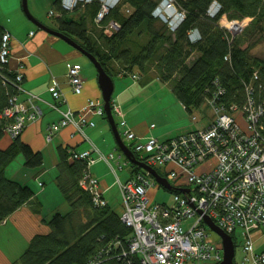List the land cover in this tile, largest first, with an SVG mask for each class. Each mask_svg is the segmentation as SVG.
<instances>
[{"label":"trees","instance_id":"1","mask_svg":"<svg viewBox=\"0 0 264 264\" xmlns=\"http://www.w3.org/2000/svg\"><path fill=\"white\" fill-rule=\"evenodd\" d=\"M157 1L124 0L129 13L121 11L123 3L113 8L101 23L102 26L109 20L119 23V29L108 35L103 27L94 24L90 28L88 24L87 18L91 22L98 10L97 3L75 9L83 8L76 20L62 9L59 0H54L52 16L56 28H51L95 56L110 77L154 71L158 80L171 85L173 95L188 113L211 99L218 89L222 90L216 100L219 104L245 106L246 87L251 88L253 101L261 103L264 59L253 56L251 51L264 42V0H175L176 6L185 11V18L174 32L151 16ZM213 1L220 10L209 17L207 10ZM221 18L229 21L249 18L250 22L231 37L228 30L219 26ZM189 30L198 32L197 40H188ZM4 33L0 27V41ZM16 73L0 62V224L26 204L36 214L42 211L40 203H34L31 187L6 174L18 156L23 160L21 167L35 170L43 164L41 152L22 142L20 134L7 145H1L5 129L12 122L2 113L11 106V97L19 95L14 81ZM101 117L106 120L105 114ZM72 151L75 152L67 147L56 148V186L69 210L55 212L48 219L42 216L48 233L31 237L27 247L10 264H91L93 261L128 264V259L137 264L136 258L122 256L127 254L131 229L120 221L121 208L117 212L107 203L101 207L94 205L92 195L78 185L87 170L85 161L72 159ZM129 165L131 175L139 170L134 164ZM157 173L163 176L160 171Z\"/></svg>","mask_w":264,"mask_h":264},{"label":"built area","instance_id":"2","mask_svg":"<svg viewBox=\"0 0 264 264\" xmlns=\"http://www.w3.org/2000/svg\"><path fill=\"white\" fill-rule=\"evenodd\" d=\"M123 1L59 0V5L71 12L85 4L98 3L94 23L110 35L119 29V23L115 20H109L103 26L101 23ZM208 8L209 17L220 10L215 1ZM151 11V16L170 32H174L185 18V11L176 6L175 0H158ZM125 12L129 13L128 8ZM237 28L239 33L243 29L240 26ZM229 34L234 36V33ZM188 39L197 40L198 32L189 30ZM10 40L7 32L1 36L0 62L4 64L9 61ZM66 68L70 90L73 94H80L84 81L79 66L71 64ZM22 76V72L17 71L14 81L21 84ZM131 76L138 79L134 74ZM256 77L255 71L253 79ZM50 90L54 101L50 106L59 112L60 118L48 125L46 132L49 137L68 125L84 135L82 128L94 125L88 116L104 114L102 100H89L76 113L69 108L61 111L58 108L65 101L55 80ZM23 92L28 103L15 97L10 99L11 106L2 113L12 120L5 129L11 139L19 136L28 124L41 116L39 108L31 102L36 95ZM246 92L248 99L245 106H226L216 103L217 97L222 94V90L218 89L211 99L206 100L213 117L204 128L162 141L154 137L145 141L136 140L134 132L127 129L121 109L112 104V115L119 119L117 130L121 128L126 140L130 141L127 147L137 155L138 161L157 172L158 168L161 169L163 176H160L176 191L165 204L151 203L148 190L162 187L147 171L139 168L121 182L116 178L120 194V221L131 229L127 254L122 253L123 257L130 255L136 258L137 264H219L223 255L221 243L217 245L208 240L204 218H209L232 239L236 230L241 231L240 264H264V250L256 252L251 238L253 230L264 231V99L256 104L250 87H246ZM99 153L91 145L85 151H72L71 158L84 160L88 169L96 160H103L115 173L109 163L114 155ZM207 162L210 164L200 169ZM122 166L117 162L119 170ZM98 183L94 176L84 173L78 185L92 195L95 206L101 207L107 201ZM183 225H186L185 228ZM128 260V264H134L131 259ZM91 264L98 263L93 261Z\"/></svg>","mask_w":264,"mask_h":264},{"label":"crops","instance_id":"3","mask_svg":"<svg viewBox=\"0 0 264 264\" xmlns=\"http://www.w3.org/2000/svg\"><path fill=\"white\" fill-rule=\"evenodd\" d=\"M20 2L21 0H0V27L4 29L5 32L10 34L11 39L9 47L10 52L8 58V68L11 70L22 72L23 76L21 80V86L24 91L36 95L32 98L31 102H33L41 112V116L38 119L34 120L32 123L28 124L27 127L23 130V132L20 134V140L31 146L33 150H38L39 152H41V154L43 155V163L45 162L46 156L44 155V153L46 150L47 154L50 156V170H56V164L58 161L56 148L58 146L71 148L74 149L75 152H77L88 150L92 144V146L96 150L99 149V151H101L97 142L98 137L99 135L105 134V130H109V125L104 124L101 116L89 115L88 119L92 121L94 125H87L82 128V132L84 133L87 141L83 138V135L75 131V128L71 125L59 129L51 137L48 136L46 132L48 125L54 123L60 118L59 112L51 109L50 107V105L54 103L50 90V86L53 80L57 82L58 88L62 93V98L65 101L58 108L61 111H65V109L69 108L71 111L76 113L78 112L77 110L85 106L89 100L101 101V91L100 88H98L97 78L91 77V69H94V67H92V64H90V62L74 47H70L62 39H59L58 37H55L51 34L49 35L40 28L38 29L37 27L32 25V22L27 17H25ZM49 14L50 16H52L54 14V11H50ZM23 16L26 19L24 20L25 29L24 33L20 34L18 32L16 22L17 19ZM33 17L37 21H40L42 24H44L46 27L56 28L53 24V21L50 25H46L36 16ZM28 20L31 23L28 24V22H26ZM31 32L32 34H30ZM71 64H77L81 69L80 75L81 78H83L84 82L80 94H73L72 90H70L69 81L66 75V67L67 65ZM133 74L136 75L135 72L132 73V75ZM142 76L144 77L140 78L139 76L138 79H134L132 77L133 82L127 86H119L118 83L116 87V83L113 81V93L116 92L117 88L118 90L114 94V97H112V93L111 102H113L115 106L121 109L123 117L126 120L127 129H130L134 132V134L136 135V140L141 141L144 139V137L150 136L151 134V137H154L160 141L173 138V136L176 135H172L171 137H164L163 134L155 136V134L152 133L154 124L153 127L150 128L152 123L149 126L146 125L143 121L137 122L135 124H128L127 115L133 110L131 106L134 103L136 96L139 94L138 90L143 89V87L145 86L149 87V85L154 84V82L149 83L148 81H142L143 78H145V75ZM139 81L142 83H138ZM17 97L20 101L24 100L25 102H27V95L23 91H21V93ZM98 117H100V120L98 119ZM45 138L46 141H44ZM9 142L10 138L6 135L2 139L1 145H7ZM97 163L98 160H96L93 165L95 166ZM20 164L21 163H19V166L17 165L16 167L15 165H9L6 174L8 175V177L24 185H28L27 179H23L25 178L26 174L32 179H36V177L40 178L41 174H43L44 176L47 172V168L44 169L43 164L41 165L42 167L40 169H29L30 171H28V168H22ZM128 172L129 173L123 179V181L131 176L130 169L128 170ZM91 174L98 180L100 189L102 190L103 195L106 196V193L109 192L110 185L105 184L102 174H98L96 170H93V173ZM116 177L118 178L119 182L122 181H120V178L118 176ZM37 184L39 186L43 185V183L40 182H38ZM154 190L155 188L152 191ZM33 191L35 193L34 203L38 201L41 205V198H38L40 195V191L37 188ZM107 204L109 205L108 202ZM6 224H9L10 228L17 231V237L19 239L20 236H22V239L24 238L25 244L22 246L23 242L20 243L18 238L14 237L16 242L18 241L19 247H23L24 249L25 247H27L29 239L31 237L38 233L45 234L49 231L48 227L42 220V211L36 214L28 204L18 208L15 212L10 214L0 225L3 226ZM252 233H254L253 241L255 251H263L264 249L259 250L258 248H255V243L257 242V239L262 237L264 233H261L260 230H253ZM4 259H6V254L0 248V260L3 261ZM11 261H9L8 259L5 262L0 263L10 264ZM239 262L240 259L238 261H234L233 257L232 264H240Z\"/></svg>","mask_w":264,"mask_h":264},{"label":"rangeland","instance_id":"4","mask_svg":"<svg viewBox=\"0 0 264 264\" xmlns=\"http://www.w3.org/2000/svg\"><path fill=\"white\" fill-rule=\"evenodd\" d=\"M53 1L54 0H27V6L29 12L33 16H36L38 19L42 20V22L45 23L46 25H50L51 22L54 20V16H50L49 14L50 11H54L52 7ZM120 8L122 12H125L127 6L124 3ZM82 12H83V8H81L78 11L73 10L70 14L73 15L76 20H78L79 15ZM23 18L24 16L20 17L19 19H17L16 22L18 32L20 34H23L25 29L24 20L26 19ZM89 20L90 19L87 18L90 28H93V25L95 24L94 20H92L91 22ZM26 22H28V24L31 23L29 22V20ZM249 22H250L249 18H245L242 21H237V20L229 21L226 18H221L219 22V26L224 29L228 27L226 30H228V32L231 34L234 33L235 36L236 32L237 34L239 33L237 30L238 29L237 26L243 28ZM251 52L253 56L255 55L261 59H264V42L257 44ZM85 58L89 61L87 57ZM91 74H92L91 76L92 78L96 77L95 68L91 69ZM135 74L137 77L139 76L140 78L144 77L140 73H135ZM131 75L127 74L125 76L123 75L112 76L113 81L116 83V87L118 83L119 86H127L131 84L133 82ZM142 81L144 82L148 81L149 83L154 82V84L149 85V87L145 86L143 87V89L138 90L139 94L136 96V99L134 100V103L131 106L133 110L131 111V113L127 115L128 124H135L137 122L143 121L145 122L146 125L149 126L152 123L154 124V129H152L153 130L152 133L155 134V136L163 134L164 137L165 136L171 137L172 135H177V134L179 135L182 134L183 132L204 128V126H206L211 121L213 115L211 108L207 104V101H203L201 106L193 108L191 113H188L186 112L184 107L181 106L176 96L173 95L171 90V85L158 80L157 75L155 74L154 71H150L148 72V74H145V78H143ZM138 83H142V82L139 81ZM116 92L113 93L112 97H114V94ZM112 104L114 103L111 102V107ZM98 119L100 120V117H98ZM102 120L105 125H108L107 120L105 119ZM113 120H115V123L117 124L119 119L113 116ZM105 131H106L105 134L99 135L98 137L97 142L101 151H99L98 149L97 152L98 153L100 152L106 156H108L109 153H112L114 155V158L110 159L109 163L115 170L116 176L120 178V181L121 180L123 181V179L129 173L128 170L131 169L130 165L127 162H125L127 161V159L125 158L123 153L119 151V149L117 148L116 141H114V137L110 129ZM118 131L120 133L121 140L125 143V145L129 146L130 141L126 140L123 134V130L119 128ZM151 135L144 137V139L141 141H145L148 137L150 138ZM7 136L11 139L9 135ZM83 138L86 139L84 135ZM44 141H46V138ZM44 155L46 157L43 166L44 169L47 168L46 174L44 176L43 174H41L40 175L41 177L40 178L36 177V179H32L26 174L25 178L23 179H27V184L29 185V187H31L32 190H35L37 188L40 191V195L38 198H41L42 216L48 219V217L51 216V214L54 213L55 211H60L63 213L69 210V207L66 205L65 200L61 196L58 187L55 184L57 177L56 176L57 170H50L51 167L50 156L47 154L46 150ZM93 155L96 156L94 153ZM117 162L123 165L121 170L117 168ZM19 163L21 164L23 163L21 156L15 158L11 163V165L13 166L15 165L16 167L17 165L19 166ZM209 164L210 162H207V164L201 166L200 169H205ZM25 169L27 168L25 167ZM89 169H91L90 170L91 173H93V170H96L98 174H102L105 184L110 185L109 192L106 193L105 199L109 203L111 209L118 212L121 205H120V194L118 192V183L116 179L117 177L115 176V173L112 172V169L108 166L107 163H105L103 160L100 161V159L95 166L91 165ZM30 170L28 169V171ZM157 170L161 172V169L158 168ZM38 182L43 183V185L39 186L37 184ZM152 190L153 189L148 191L151 203L155 202L158 204H165L166 202H169L170 198L173 196V193H170L165 189L163 190L162 188L155 189L154 191ZM185 226L186 225H183V228H185ZM206 233L208 234V238H209L208 240H210L214 244L220 245V239L214 232L206 229ZM261 233H264V231H262ZM234 236H235L234 261H238L242 257V253L240 252L241 245L243 243L241 231L236 230ZM14 237L18 238L17 231L10 228L9 224L3 226L0 225V248L6 254V259H4L3 261L0 260V262L3 263L8 259L9 261L15 260L24 250L23 247H19L18 241L16 242ZM251 238L252 239L254 238V233L251 234ZM18 240L20 241V243L23 242L22 246L25 244L24 238L22 239V236H20V239L18 238ZM255 248H258L259 250L264 249V234L262 235V237L257 239V242L255 243Z\"/></svg>","mask_w":264,"mask_h":264},{"label":"water","instance_id":"5","mask_svg":"<svg viewBox=\"0 0 264 264\" xmlns=\"http://www.w3.org/2000/svg\"><path fill=\"white\" fill-rule=\"evenodd\" d=\"M20 5L22 6V10L25 17H27L35 27H37L38 29L40 28L49 35L51 34L55 37H58L59 39H62L70 47H74L79 53H81V55H84L89 59L92 66L96 69L98 88H100L101 99L103 102L102 109L104 110L105 118L108 122L109 129L112 132L114 141H116L119 151L123 153V155L125 156L128 162L136 165L140 169L147 171L163 189H166L168 191H174L175 189L168 183V181H166L165 178H162L157 173V171L147 166L144 162H140L136 160L133 152L130 151L127 145H125V143L121 140L120 133L117 130L115 120H113L112 109H111V99H112L111 95L114 91L113 80L112 77H110L106 73V71H104L103 67H101L97 58L95 56H92L84 48L79 46L73 39L64 35L62 32L60 33L59 31L46 27L40 21H37L29 12L27 6V0H21ZM204 222L207 228L210 231L214 232L220 239L223 255L221 262L219 264H232V259L235 253H234V242L232 241L231 235H228L227 233L223 232L209 218H204Z\"/></svg>","mask_w":264,"mask_h":264},{"label":"bare ground","instance_id":"6","mask_svg":"<svg viewBox=\"0 0 264 264\" xmlns=\"http://www.w3.org/2000/svg\"><path fill=\"white\" fill-rule=\"evenodd\" d=\"M96 3V2H95ZM89 4H92V3H89ZM98 4V3H97ZM85 5H88V4H85ZM71 13V12H70ZM187 37H188V35H187ZM189 40V39H188ZM20 88H21V91H24L23 90V88H22V86H21V84L20 83H17V91L19 92V94L21 93V91H19L20 90ZM32 95V94H31ZM34 95V94H33ZM15 97H17V96H13V97H11V99H14ZM33 97H35V96H33ZM32 97V98H33ZM31 98V99H32ZM51 107V106H50ZM52 109V108H51ZM53 110H55V109H53ZM104 115V114H103ZM100 116V115H99ZM102 116V115H101ZM118 126V123L116 124V127ZM91 144V143H90ZM129 149V148H128ZM130 150V149H129ZM131 151V150H130ZM133 152V151H132ZM134 154V153H133ZM134 157H135V154H134ZM135 159H136V157H135ZM137 160V159H136ZM85 173H88V174H91L90 173V169H88L87 168V170H86V172ZM92 175V174H91ZM93 176V175H92ZM99 184V183H98ZM99 190L101 191V194L103 195V192H102V190L100 189V184H99ZM103 197L105 198V196L103 195Z\"/></svg>","mask_w":264,"mask_h":264}]
</instances>
